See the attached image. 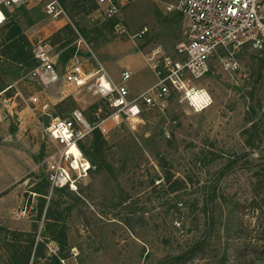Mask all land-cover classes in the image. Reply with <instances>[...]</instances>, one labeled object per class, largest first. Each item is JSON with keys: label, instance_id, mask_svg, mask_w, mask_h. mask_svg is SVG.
Wrapping results in <instances>:
<instances>
[{"label": "rangeland", "instance_id": "1", "mask_svg": "<svg viewBox=\"0 0 264 264\" xmlns=\"http://www.w3.org/2000/svg\"><path fill=\"white\" fill-rule=\"evenodd\" d=\"M176 1L131 0L112 20L94 0H56L55 19L47 0L9 11L0 27V264H239L241 254L264 264V50H241L234 74L214 60L197 82L212 103L197 113L172 100L126 118L85 89L39 85L31 73L46 45L58 71L76 57L119 83L127 69L135 97L154 82L149 54L184 40L185 18L167 9ZM72 110L105 133L79 143L90 166L70 171L73 187L55 188L47 162L59 151L42 127Z\"/></svg>", "mask_w": 264, "mask_h": 264}, {"label": "built area", "instance_id": "2", "mask_svg": "<svg viewBox=\"0 0 264 264\" xmlns=\"http://www.w3.org/2000/svg\"><path fill=\"white\" fill-rule=\"evenodd\" d=\"M39 1L0 0V27L12 8ZM130 1L94 0L106 20L117 17ZM167 9L185 18L184 40L172 53L156 49L149 54L146 61L154 82L137 96H131L125 86L131 72L121 71L120 82L114 83L100 66L86 72L76 57L58 71L45 49L46 45L35 50L33 78L39 85L62 81L64 85L85 89L91 96L107 101L117 114L126 118H138L142 111H163L172 100L195 113L207 109L212 98L205 88L198 87L197 82L208 75L211 63L217 60L223 72L234 74L240 71L238 55L241 50H264V0H177ZM44 12L53 19L63 14L56 0H47ZM114 28L116 33L126 34L122 24L117 23ZM147 31L143 27L130 38H140ZM31 100L36 102L37 98ZM42 128L59 151L58 156H51L47 162L48 182L55 188L73 187L76 180L70 171L79 169L73 168V158L68 150L71 147L79 150V143L95 129L104 134L102 123L93 124L79 110H72L68 117L53 118Z\"/></svg>", "mask_w": 264, "mask_h": 264}, {"label": "bare ground", "instance_id": "3", "mask_svg": "<svg viewBox=\"0 0 264 264\" xmlns=\"http://www.w3.org/2000/svg\"><path fill=\"white\" fill-rule=\"evenodd\" d=\"M68 154L72 155V165L75 170L79 169L80 167H85L87 170L89 168V163L87 161H82L81 160V153L76 147H71L68 150ZM80 162H83V164L80 165Z\"/></svg>", "mask_w": 264, "mask_h": 264}, {"label": "trees", "instance_id": "4", "mask_svg": "<svg viewBox=\"0 0 264 264\" xmlns=\"http://www.w3.org/2000/svg\"><path fill=\"white\" fill-rule=\"evenodd\" d=\"M17 32H19V29L17 28V27H14V31H13V33L12 34H15V33H17ZM262 231L264 232V230L262 229ZM264 234V233H263ZM264 239V238H263ZM261 241H263V240H261ZM250 242V241H249ZM248 242V246L249 245H251L250 243ZM246 245V246H247ZM201 249V246L199 245V244H197V245H195L194 247H193V251L195 252L196 250L198 251V250H200ZM255 251V250H254ZM253 251V252H254ZM190 252H192V250H190ZM262 252H264V247H263V249H262ZM239 253V252H238ZM237 253V254H238ZM244 253V252H243ZM264 254V253H263ZM242 255V254H241ZM239 256V255H237L238 256V259H241V262L239 263V264H254L255 263V261L252 259V260H250V261H246V260H244V258H243V256ZM184 256H181V257H177L176 258V260H181L182 258H183ZM261 261H262V259H261Z\"/></svg>", "mask_w": 264, "mask_h": 264}, {"label": "crops", "instance_id": "5", "mask_svg": "<svg viewBox=\"0 0 264 264\" xmlns=\"http://www.w3.org/2000/svg\"><path fill=\"white\" fill-rule=\"evenodd\" d=\"M132 62H133V60H132V57L130 56V54H128L127 56H125L121 59V63H123L127 66H129L130 63H132ZM125 70H127V69H125Z\"/></svg>", "mask_w": 264, "mask_h": 264}]
</instances>
